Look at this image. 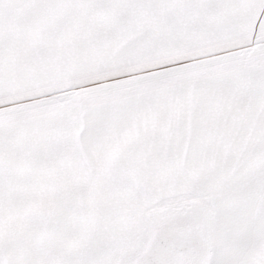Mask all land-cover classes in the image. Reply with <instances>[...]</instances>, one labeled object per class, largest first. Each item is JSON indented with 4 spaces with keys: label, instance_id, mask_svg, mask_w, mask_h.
<instances>
[{
    "label": "snow or ice",
    "instance_id": "snow-or-ice-1",
    "mask_svg": "<svg viewBox=\"0 0 264 264\" xmlns=\"http://www.w3.org/2000/svg\"><path fill=\"white\" fill-rule=\"evenodd\" d=\"M0 264H264V0H0Z\"/></svg>",
    "mask_w": 264,
    "mask_h": 264
}]
</instances>
